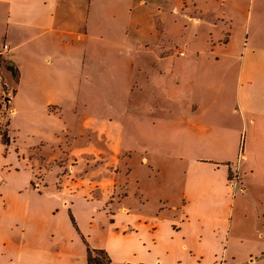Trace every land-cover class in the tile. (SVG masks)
<instances>
[{
	"label": "crops",
	"instance_id": "crops-1",
	"mask_svg": "<svg viewBox=\"0 0 264 264\" xmlns=\"http://www.w3.org/2000/svg\"><path fill=\"white\" fill-rule=\"evenodd\" d=\"M204 1L0 0V264H264V0Z\"/></svg>",
	"mask_w": 264,
	"mask_h": 264
},
{
	"label": "rangeland",
	"instance_id": "rangeland-1",
	"mask_svg": "<svg viewBox=\"0 0 264 264\" xmlns=\"http://www.w3.org/2000/svg\"><path fill=\"white\" fill-rule=\"evenodd\" d=\"M249 4L248 2L241 6V12L240 14H243L241 16L240 22L235 23V27L233 29V34L230 36V41L234 42L235 44V50L238 51L239 48H243L245 46L246 38L248 37L247 31L245 30V17L249 14ZM155 10L159 11H166L170 12V14H173L175 12L177 13H189L193 14L200 19L208 20L210 16L213 15L215 11L219 9V6H211V4H208L206 1L202 0H186L185 2H179L177 0V4H174V2L170 4H160L158 6H154ZM153 21H150L146 23V37L147 39H151L152 34L149 33V30L153 28ZM222 25L221 23H218ZM219 26V25H218ZM220 28V26H219ZM227 30H224L222 34H226ZM174 40L170 43L173 46H175L177 49L182 47H185L186 41L190 40L188 43L189 45H196V46H204L207 43V39H209V30L208 26L205 23H200L198 25H194L191 21H186L181 24V26L176 30V32L173 33ZM227 37H229L227 35ZM243 44V46H242ZM233 69V68H232ZM232 69L224 70L225 71V77L228 78L232 76ZM200 70L194 71L193 76L197 73V76L200 75ZM211 71V70H210ZM199 74V75H198ZM134 81L136 82V77L134 78ZM5 91L4 95H7V90L10 89L9 87L3 88ZM200 91V87L198 85L195 86L194 92ZM134 92L140 93V90H137V86H134ZM145 92L150 93L151 95L153 93L159 92V89L155 88L154 86H149ZM2 96L0 98V139L3 142H8L10 140V137L7 135V124L9 117L6 114L7 109H5V102L3 100ZM3 110L5 113H3ZM243 129V128H242ZM244 134V129L242 131Z\"/></svg>",
	"mask_w": 264,
	"mask_h": 264
},
{
	"label": "built area",
	"instance_id": "built-area-1",
	"mask_svg": "<svg viewBox=\"0 0 264 264\" xmlns=\"http://www.w3.org/2000/svg\"><path fill=\"white\" fill-rule=\"evenodd\" d=\"M6 48H7V45L5 44V45H3V48L0 49V57L2 56L3 50ZM238 160L235 163H233V169L230 172L229 182L232 185V187L240 186V188L242 189V182H241L242 180H241V176H240V172H239V167H238L239 161Z\"/></svg>",
	"mask_w": 264,
	"mask_h": 264
},
{
	"label": "trees",
	"instance_id": "trees-1",
	"mask_svg": "<svg viewBox=\"0 0 264 264\" xmlns=\"http://www.w3.org/2000/svg\"><path fill=\"white\" fill-rule=\"evenodd\" d=\"M97 255L88 256V264H106L108 262V257L101 250L96 251Z\"/></svg>",
	"mask_w": 264,
	"mask_h": 264
},
{
	"label": "water",
	"instance_id": "water-1",
	"mask_svg": "<svg viewBox=\"0 0 264 264\" xmlns=\"http://www.w3.org/2000/svg\"><path fill=\"white\" fill-rule=\"evenodd\" d=\"M3 100H4V102H5V109H7V108L9 107V102H10L11 98H10L9 95H5V96L3 97Z\"/></svg>",
	"mask_w": 264,
	"mask_h": 264
}]
</instances>
